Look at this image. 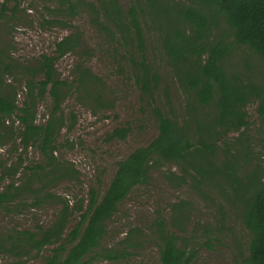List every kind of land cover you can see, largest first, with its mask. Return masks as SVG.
I'll return each instance as SVG.
<instances>
[{
    "label": "trees",
    "instance_id": "trees-1",
    "mask_svg": "<svg viewBox=\"0 0 264 264\" xmlns=\"http://www.w3.org/2000/svg\"><path fill=\"white\" fill-rule=\"evenodd\" d=\"M42 1L57 3L48 8L50 17L43 23L46 28L55 25L70 28V19L87 12L97 28L109 35L111 42H120L118 37L122 39L129 47L127 54L135 70L136 83L148 99H155L159 75L151 73L146 59L145 35L136 4L133 3L125 14L118 0ZM2 6L3 10L10 9L5 3ZM17 7L15 4L14 12ZM173 10L177 20L167 33H162V44L167 63L173 67L181 89L192 101L188 116L180 122L154 105L158 135L149 144L137 147L117 161L105 191L101 194L96 188H90L87 204L72 202L52 189L57 182L74 179L79 173L74 163L58 155L61 147L73 146L68 137L60 142L62 130L65 128L66 133H70L77 122L75 112L66 118L61 111L68 93L78 94L82 104L97 109H107L113 104L104 94L103 79L87 65L92 51L82 48V34L77 31L66 35L56 43V55H42L32 67H20L27 88V100L22 106L17 103V91L13 86L4 92L3 75L0 74V130L6 122L1 118L14 114L22 126L11 131V135L9 131H0V148L17 136L23 147L36 146L44 156L43 162L25 166L20 179L16 176L22 167L21 157L13 165L0 162V209L12 211L20 204L59 205L54 220L48 225L0 232V259L5 255L20 258L39 254L49 246L51 252L44 256L43 264H86L96 254L115 261L129 256L132 251L126 247L105 249L103 253L96 249L107 234L108 221L116 214L120 203L136 186L148 183L157 163L172 162L180 167L181 172L174 176L179 184L189 182L205 198L209 197L205 188L218 192L220 203H216L222 217L223 203L232 206L249 233L245 263L264 264V175L259 165L254 164L251 137L247 133L255 125L264 145V84H258L252 76L229 71L225 66V60L236 45L248 47L264 66V0H181L174 2ZM135 42L141 52L138 60L131 49ZM78 49L82 50L78 53L79 63L75 64L74 78L69 82L59 76L55 62ZM10 67L12 64L8 63L1 71ZM85 82L96 92L94 97L83 99L78 85ZM46 94L52 99V111L45 123H37L36 102ZM251 103L257 104L258 119L254 123L248 111ZM198 105L204 109L201 113ZM194 111L205 118L197 120L196 126L189 122ZM129 132V127H115L107 139H125ZM219 140L223 141V150L227 153L220 162L217 158ZM190 156L203 158L204 164L189 162ZM186 207L191 205L176 204L173 207L176 214L170 220L157 215L155 238L161 264H190L197 255L194 237L184 233L188 220L184 212ZM76 214L78 221L70 226ZM216 231L218 227H205V245L212 247V235ZM127 243L128 247L140 244ZM94 252L96 254L92 255Z\"/></svg>",
    "mask_w": 264,
    "mask_h": 264
},
{
    "label": "rangeland",
    "instance_id": "rangeland-1",
    "mask_svg": "<svg viewBox=\"0 0 264 264\" xmlns=\"http://www.w3.org/2000/svg\"><path fill=\"white\" fill-rule=\"evenodd\" d=\"M175 1L181 0H118L122 13H128L133 3L139 10V19L145 35L146 59L151 73L159 75L158 91L156 90L155 99L150 100L136 83L135 70L127 54L129 47H126L119 37L120 42L114 40L111 42L109 35L100 31L92 22L90 14L82 12L70 19V28L59 25L46 28L43 23L50 17L48 8L55 7L57 3L42 0H0V74L3 75L4 92H8L13 86L17 91V103L22 106L27 100V88L20 67H32L42 55H56V43L66 35L78 31L82 34V48L86 47L92 51L87 65L103 79L104 94L113 103L107 109L93 108L82 104L79 95L73 92H69L62 102L61 111L66 118L71 112H75L77 122L70 133H66L65 128L62 130L60 142L63 143L68 137L72 140L73 146L61 147L58 155L74 163L79 173L74 179L57 182L52 189L72 202L83 201L87 204L92 187L102 194L112 179L117 161L125 158L137 147L149 144L158 135L159 127L154 105L160 106L180 122L188 116V108L192 101L181 89L173 67L167 63V54L162 44V33H167L172 23L177 20L173 10ZM3 3L10 9L3 10ZM15 4H18V7L14 12ZM223 25L226 27L225 23ZM230 40H233V37H230ZM131 49L133 57L136 60L140 59L141 52L136 42ZM79 51L82 50L70 51L55 62V68L62 79L69 82L73 80V68L79 63ZM8 63L12 64V68L5 72L1 71ZM225 66L229 71L252 76L251 78L258 84H264V75L261 76L264 66L257 55L246 46L236 45L225 60ZM78 87L83 99L96 95V92L88 87L87 82L79 84ZM52 106V99L48 94L37 100L35 108L37 123L47 121ZM198 107L201 113L204 109L202 105ZM248 111L254 123L258 119L257 104L251 103ZM200 113L195 111L191 113L189 122L192 126H196L197 120H205ZM4 118L6 122L1 132L9 131L11 135V131L22 128L16 114L1 119ZM119 126L130 128L127 137L108 140V133ZM247 133L251 137L254 164L259 165L258 168L264 175V145L261 133L255 125ZM217 145V158L220 162L225 159L227 153L223 150L225 147L223 141L219 140ZM19 157L23 160L16 179H20L25 166L44 161L43 154L36 146L25 148L16 136L14 140L10 139L0 148V162L13 165L20 161ZM189 162L204 164L203 158L195 156H190ZM180 172V167L176 163H157L151 170L148 183L136 186L120 203L113 218L108 221V232L96 252L103 253L105 249L126 247L132 254L115 261L94 252L92 255L96 254L95 258L86 264H161L160 250L155 238L157 215L166 220L172 219L176 214L173 207L181 202L191 205L190 208H184L188 215L184 233L186 236L194 237L197 249V255L190 264H246L244 258L248 254L249 233L236 217L232 206L223 203L222 217V213L218 211L219 204L216 203L220 199L218 192L205 188L209 197H202L189 182L179 184L175 180V174ZM58 209L59 205L56 203L38 207L20 204L13 207L12 211L0 209V232L48 225L54 220ZM78 218L76 214L70 226H73ZM208 226L219 228V231L212 235L214 237L211 241L212 247L203 243L207 239L205 227ZM127 241L140 244L128 247ZM50 252L49 246L41 253H33L27 257L12 258L5 255L0 259V263L43 264L44 256Z\"/></svg>",
    "mask_w": 264,
    "mask_h": 264
}]
</instances>
